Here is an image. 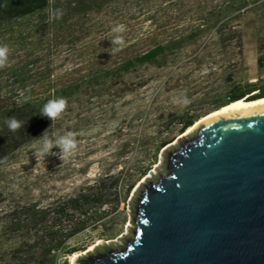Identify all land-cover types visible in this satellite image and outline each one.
Returning <instances> with one entry per match:
<instances>
[{"label":"rangeland","instance_id":"1","mask_svg":"<svg viewBox=\"0 0 264 264\" xmlns=\"http://www.w3.org/2000/svg\"><path fill=\"white\" fill-rule=\"evenodd\" d=\"M66 2L0 24V44L10 47L0 99L65 98L66 111L46 130L78 141L63 161L59 147L42 158L34 145L43 132L0 162V264H72L71 255L97 244L123 246L135 193L164 172L156 146L183 135H173L176 122L167 129L171 117L223 100L233 84L264 82V58L256 62L264 0H113L84 12ZM119 24L122 48L111 42ZM180 40L163 57L135 62Z\"/></svg>","mask_w":264,"mask_h":264},{"label":"water","instance_id":"2","mask_svg":"<svg viewBox=\"0 0 264 264\" xmlns=\"http://www.w3.org/2000/svg\"><path fill=\"white\" fill-rule=\"evenodd\" d=\"M160 154L164 172L135 193L131 236L72 264H264V107L208 120Z\"/></svg>","mask_w":264,"mask_h":264},{"label":"trees","instance_id":"3","mask_svg":"<svg viewBox=\"0 0 264 264\" xmlns=\"http://www.w3.org/2000/svg\"><path fill=\"white\" fill-rule=\"evenodd\" d=\"M113 0H67L66 6L74 7L75 11L84 12L102 7L104 4ZM50 0H0V24L12 21L14 19L25 17L34 12L42 11L49 6ZM188 37H193L189 34ZM225 39L223 36L217 38L219 43ZM183 40L173 42L167 45H160L152 48L145 54L135 58L139 65H145L151 61L163 57L165 53L178 45ZM175 43V44H174ZM235 43L240 46V36L235 37ZM264 52L258 47L256 62L261 67ZM130 64L128 63L127 66ZM264 97V82L261 85L256 83L233 84L229 87L227 95L223 100L214 102L207 108L200 110H185L174 114L166 123L169 130L171 125L176 122L177 128L173 135H180L191 127L198 119L218 110L230 102L240 99L254 100ZM50 99L39 104L23 103L17 105L6 104L0 99V162L10 153L14 152L27 141L39 137L51 125V120L40 114L41 108ZM15 116L18 120L24 122V126L17 132H12L5 124V120ZM172 141V137L161 141L155 148L154 159L157 154L167 144ZM146 170H143L144 173Z\"/></svg>","mask_w":264,"mask_h":264},{"label":"clouds","instance_id":"4","mask_svg":"<svg viewBox=\"0 0 264 264\" xmlns=\"http://www.w3.org/2000/svg\"><path fill=\"white\" fill-rule=\"evenodd\" d=\"M63 15L62 10L57 9L53 13L54 19H61ZM126 31L125 25L119 24L113 27L112 32L116 35L111 40L113 46H119L122 48L125 45V41L122 37V33ZM9 55L10 47L8 44H0V69H4L9 65ZM176 103L188 104L190 101L187 98L181 100H176ZM67 109V100L63 97H58L55 99L48 100L40 110V114L44 117L49 118L51 121H55L62 117ZM5 124L8 129L12 132H17L21 127L24 126V122L18 120L15 116L9 117L5 120ZM54 147H59L61 150L58 154L60 159L63 161L65 156H70L78 148V141L76 136L72 132H66L63 135L52 138L49 136L48 131L45 130L44 133L36 139L34 145L35 156L45 158L46 155H57V153L52 152Z\"/></svg>","mask_w":264,"mask_h":264},{"label":"bare ground","instance_id":"5","mask_svg":"<svg viewBox=\"0 0 264 264\" xmlns=\"http://www.w3.org/2000/svg\"><path fill=\"white\" fill-rule=\"evenodd\" d=\"M247 99H242L238 100L232 103H229L221 108H219L216 111H213L209 113L208 115L201 117L198 119L191 127H189L183 135L187 134L188 132L192 131L196 126H199L200 124L217 118V117H222V116H231V115H236L242 112H252V111H257L261 108L264 107V98L254 100L251 102H245ZM99 243V242H98ZM78 254H73L70 257L71 262L73 261L74 258H76Z\"/></svg>","mask_w":264,"mask_h":264}]
</instances>
